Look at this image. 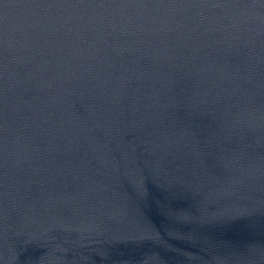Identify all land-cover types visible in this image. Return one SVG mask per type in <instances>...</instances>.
<instances>
[{
	"label": "water",
	"instance_id": "95a60500",
	"mask_svg": "<svg viewBox=\"0 0 264 264\" xmlns=\"http://www.w3.org/2000/svg\"><path fill=\"white\" fill-rule=\"evenodd\" d=\"M0 264H264V0H0Z\"/></svg>",
	"mask_w": 264,
	"mask_h": 264
}]
</instances>
